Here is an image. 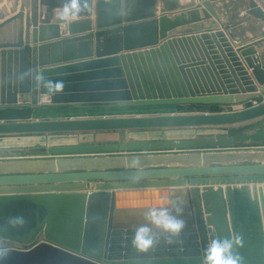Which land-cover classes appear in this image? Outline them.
<instances>
[{
	"label": "water",
	"instance_id": "1",
	"mask_svg": "<svg viewBox=\"0 0 264 264\" xmlns=\"http://www.w3.org/2000/svg\"><path fill=\"white\" fill-rule=\"evenodd\" d=\"M178 1L88 0V9L66 23L68 35L61 36L62 23L52 19L67 0H13L11 17L0 10V29L12 24L17 34L16 41L0 43V110L39 106L46 90L38 74L64 82L62 94L49 97L51 105L259 102L220 112L0 120V137L233 128L264 119V77L257 75L264 73V62L255 55L264 31L256 41L235 45L211 4L221 0L186 6ZM247 1L264 22L258 5L264 0ZM210 19L217 27L167 35ZM47 26L52 41L44 42ZM79 59L88 61L40 69ZM19 94L29 95V101H19ZM248 142H264V129L216 139L125 142L113 149H225ZM93 150L45 149L51 155ZM151 207H166L174 216L181 209L185 226L176 236L154 228V246L140 252L132 239L136 227L147 223L144 213ZM17 216L27 221L24 228L9 226ZM0 236L6 237L0 243L12 248L5 264H203L213 238L233 236L242 239L243 246L234 251L243 264H264V150L0 161Z\"/></svg>",
	"mask_w": 264,
	"mask_h": 264
},
{
	"label": "crops",
	"instance_id": "2",
	"mask_svg": "<svg viewBox=\"0 0 264 264\" xmlns=\"http://www.w3.org/2000/svg\"><path fill=\"white\" fill-rule=\"evenodd\" d=\"M195 3L198 5L204 0H179L178 3L182 6H186L188 3ZM215 11L221 17L222 23L225 30L232 36V41L235 45H245L256 41L259 39V34L264 31V22L256 18L248 6L247 0H221L211 2ZM258 5L264 12V5L258 1ZM13 7V0H0V10L3 11L6 18L11 17L14 13L11 12ZM159 8V6H158ZM193 8V7H192ZM191 9V8H190ZM201 9V8H200ZM57 15V10L54 11L52 22L55 21ZM186 19V15H184ZM168 17H172L170 14ZM60 35L67 36V25L66 23L59 24ZM217 27V24L213 19L195 22L182 27H177L170 30L167 35H178L195 33L201 30L210 29ZM32 27L30 26V31ZM93 31V30H92ZM44 42L52 41L49 40L51 36V28L47 26V29L42 34ZM36 39H38V32ZM17 40V34L13 33L12 24L0 29V43L2 42H14ZM31 35L29 37V45H32ZM38 43H36L37 45ZM191 49V47L189 46ZM18 49V48H17ZM176 50V48L174 47ZM188 50V48L183 47L180 50ZM11 50H15L12 48ZM257 58L261 62H264V42L257 44L255 46ZM254 58V56H251ZM87 59H96L94 56ZM83 60H74L66 63H55L42 66L40 69H52L60 67L61 65H69L68 63L75 64ZM46 67V68H45ZM246 68V66H245ZM248 74L251 76L252 81L257 85L253 75L252 70L247 69ZM259 78L264 77L263 72H257ZM52 77V76H50ZM264 89L261 86L260 89ZM261 91V90H259ZM262 92V91H261ZM255 94H238L239 97H246ZM231 95H223L222 97H229ZM264 98V97H263ZM50 98L46 95L39 97L40 105L36 107H31L27 109H5L0 110V120L2 121H12V120H33V119H62V118H83V117H111V116H131V115H156V114H169V113H195V112H220V111H232L237 109H242L253 102L257 103L260 99H255L246 104L237 106H221V105H195V104H171V105H145V106H106V107H77L74 105H51ZM18 100L21 102L29 101V95L23 94L18 95ZM173 108V109H161V108ZM174 106V107H173ZM195 108V109H192ZM140 110V111H139ZM166 110V111H164ZM146 112V113H144ZM227 129V128H226ZM186 130V129H184ZM169 131V130H164ZM142 132H158V131H140Z\"/></svg>",
	"mask_w": 264,
	"mask_h": 264
},
{
	"label": "rangeland",
	"instance_id": "3",
	"mask_svg": "<svg viewBox=\"0 0 264 264\" xmlns=\"http://www.w3.org/2000/svg\"><path fill=\"white\" fill-rule=\"evenodd\" d=\"M171 105V104H168ZM174 107V106H173ZM161 109H173L161 108ZM195 109V108H192ZM164 110V111H166ZM140 111V110H139ZM146 113V112H144ZM264 129V119L252 124L217 129H186L169 130L158 132H115V133H95V134H70V135H47V136H23V137H0V161L25 160V159H48L60 157H84V156H106V155H139L157 153H191L215 150H264V142L260 143H239L225 149H216L215 146H203L187 148L180 151H166L168 149H143L121 151L113 149L114 145L125 142H162V141H187L216 139L220 137H234L250 132ZM91 146L93 151L84 152H60L51 155L45 151L54 147H82ZM44 149V150H41ZM87 154V155H84ZM92 154V155H90Z\"/></svg>",
	"mask_w": 264,
	"mask_h": 264
},
{
	"label": "clouds",
	"instance_id": "4",
	"mask_svg": "<svg viewBox=\"0 0 264 264\" xmlns=\"http://www.w3.org/2000/svg\"><path fill=\"white\" fill-rule=\"evenodd\" d=\"M88 9V0H67V2L57 9L56 19L60 23H71L75 21L82 12ZM31 73L29 69L28 75ZM38 84L46 90V96L52 97L62 94L64 82L62 80H48L43 74H38ZM177 215H172L166 207H151L144 213L147 222L136 227L132 239L133 247L137 251L146 252L155 244V234L153 229H160L172 236L179 235L185 224L179 218L181 209L177 208ZM8 224L11 228L21 229L27 224L23 216L12 217ZM6 237L0 236V241ZM242 239L236 236L231 238H213L205 249L203 264H243V257L234 248L242 247ZM12 252L10 245L0 243V264H5Z\"/></svg>",
	"mask_w": 264,
	"mask_h": 264
},
{
	"label": "built area",
	"instance_id": "5",
	"mask_svg": "<svg viewBox=\"0 0 264 264\" xmlns=\"http://www.w3.org/2000/svg\"><path fill=\"white\" fill-rule=\"evenodd\" d=\"M255 102H253V104H254Z\"/></svg>",
	"mask_w": 264,
	"mask_h": 264
}]
</instances>
